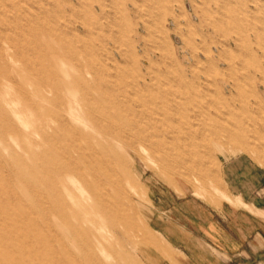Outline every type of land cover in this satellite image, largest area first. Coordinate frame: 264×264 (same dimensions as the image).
Masks as SVG:
<instances>
[{"label":"rangeland","instance_id":"obj_1","mask_svg":"<svg viewBox=\"0 0 264 264\" xmlns=\"http://www.w3.org/2000/svg\"><path fill=\"white\" fill-rule=\"evenodd\" d=\"M162 263L264 264V0H0V264Z\"/></svg>","mask_w":264,"mask_h":264},{"label":"bare ground","instance_id":"obj_2","mask_svg":"<svg viewBox=\"0 0 264 264\" xmlns=\"http://www.w3.org/2000/svg\"><path fill=\"white\" fill-rule=\"evenodd\" d=\"M2 12V11H1ZM82 78V77H81ZM76 83V82H75ZM102 83V82H101ZM104 83V82H103ZM108 84V83H107ZM110 85V84H109ZM108 85V86H109ZM107 88H109V87H107ZM123 91V90H122ZM115 93H116V91H115ZM117 94V93H116ZM133 103V102H132ZM133 107H134V105H133ZM29 111V110H28ZM237 114V113H236ZM104 117V116H103ZM111 119V117H108L107 118V120H110ZM111 122V121H110ZM110 122H109V125H106V126H104V129H105V131L106 130H108L109 132H112L113 134H115V135H117V136H119L121 139H122V142H124L125 144H127L128 146H130L133 150H134V148H135V143H137V144H139V145H142V146H144L145 148H147V149H156L155 151H157L158 152V150L157 149H159V150H161V152H163V153H165L166 152V147H167V144H166V142H165V140H163V138L162 139H158V141H153V139H155V138H153V139H150L149 138V136L147 135V134H149L146 130H147V128H149V126H146V128H144L143 126H136L135 127V129L134 128H132L131 127V129L129 128V133L127 132V129H121L119 126H117L116 124H115V122L114 123H112V124H110ZM151 122V121H150ZM145 123V122H144ZM156 123V122H155ZM90 124H91V126L92 127H94L97 131H100L99 130V126H97V124H96V122L95 121H93V120H91L90 119ZM138 124H140V123H138ZM147 124H148V122H147ZM101 129H102V127H101ZM153 130H154V128H153ZM167 130V129H166ZM173 131V130H172ZM102 132V131H101ZM126 133L127 134H129L132 138L131 139H129L127 136H125L126 135ZM147 133V134H146ZM164 133H166V132H164ZM88 134H90L89 132H88ZM102 134V133H101ZM160 134V133H159ZM167 134V133H166ZM163 135V134H162ZM165 135V134H164ZM116 136V137H117ZM167 136H168V134H167ZM165 137V136H164ZM65 138V137H64ZM97 138V137H96ZM99 139V138H98ZM115 140V139H114ZM80 141H82V140H80ZM82 143V142H81ZM116 143H118V145H120V146H122V144L123 143H121V142H116ZM83 145V144H82ZM105 145H106V143H105ZM107 146V145H106ZM74 148H80L78 145H77V147H74ZM116 148V147H115ZM87 149V148H86ZM101 149V148H100ZM91 150H92V148H91ZM99 150V149H98ZM137 150V149H136ZM168 150V149H167ZM173 150V149H172ZM152 151V150H151ZM169 151V150H168ZM110 152V151H109ZM136 152H138V151H136ZM108 153V152H107ZM106 153V154H107ZM152 153V152H151ZM125 155V154H124ZM140 155V154H139ZM101 156V155H100ZM99 156V157H100ZM113 155H111L110 154V157L111 158H113L112 157ZM120 156H122V155H120ZM20 159V158H19ZM98 159V158H97ZM116 159V161L118 162V163H121L122 161L120 160V158L118 157V159L117 158H115ZM128 159V158H127ZM75 160V159H74ZM113 160H114V158H113ZM129 160V159H128ZM87 161H88V164H89V168H90V170L88 171L89 173L87 174V176H85L84 177V179H93L94 177L95 178H97V183L95 184V185H93V186H89V188H88V194H89V196H90V198H92L93 200H94V202H95V204L97 203H99V204H102L103 202L104 203H106V200L109 198V194L107 193L108 192V190H109V188H108V184L106 183L107 181H104L105 179H103V177L105 176V172H103V174H102V172H100V170L102 171V168H103V166H102V161L101 162H99V163H95V162H93L94 160H93V157L92 156H90L89 158H87ZM108 162H109V160H108ZM106 165V164H105ZM108 165V164H107ZM114 165V164H113ZM112 165V166H113ZM110 167V166H109ZM122 167V166H121ZM118 168V167H117ZM113 170V169H112ZM111 170V171H112ZM118 170V169H117ZM117 170H116V174H117ZM122 170V169H121ZM125 170V169H124ZM127 171V170H126ZM125 171V172H126ZM113 172V171H112ZM102 174V175H101ZM119 174H120V172H119ZM119 174H117V175H119ZM105 178H106V176H105ZM94 184V183H93ZM119 184V183H118ZM111 193V192H110ZM115 195H117L116 196V198H114L115 199V201H118V199H120L121 198V196H120V194H119V191H118V189H117V194H115ZM113 196V195H112ZM41 198L44 200V203H46V202H48L47 201V199L49 200V198H47L44 194H41ZM67 200H68V202L69 201H72V200H74L73 199V197H70V196H68L67 198H66ZM110 201H112V200H110ZM68 202H66L65 200L64 201H62V203H61V209H60V211L59 212H57V213H54L55 214V216L56 217H58L61 221H66L67 219V217L69 218V214H67V213H72V211H70V209L68 208V212H65L64 211V209L67 207V203ZM113 202V201H112ZM71 205V204H70ZM105 205V204H104ZM121 207V206H120ZM90 209H91V207H89ZM112 208V207H111ZM94 209H95V206H94ZM108 209V208H107ZM121 209V208H120ZM131 209V208H130ZM113 210V209H112ZM98 211H100V210H98ZM121 211V210H120ZM119 211V212H120ZM118 212V211H117ZM99 213V212H98ZM29 223V222H28ZM41 237V236H40ZM91 256V255H90Z\"/></svg>","mask_w":264,"mask_h":264},{"label":"crops","instance_id":"obj_3","mask_svg":"<svg viewBox=\"0 0 264 264\" xmlns=\"http://www.w3.org/2000/svg\"><path fill=\"white\" fill-rule=\"evenodd\" d=\"M155 227H157L158 226V223L157 222H154V224H153ZM158 228V227H157ZM160 230V232H161V234H162V236H164L163 238H164V240L165 241H167V243H168V247H170V249H175V248H177V247H179L178 245H173V238L171 237V235H169L168 234V232L164 229H159ZM166 238V239H165ZM160 247V246H159ZM208 247L209 248H212V246L211 245H208ZM166 248V247H165ZM165 248H164V246L161 248V250H162V254H160L162 257H164V255H168V253L166 252L167 250H165ZM168 251H169V248H168ZM165 253V254H164ZM162 264H165V263H162Z\"/></svg>","mask_w":264,"mask_h":264}]
</instances>
